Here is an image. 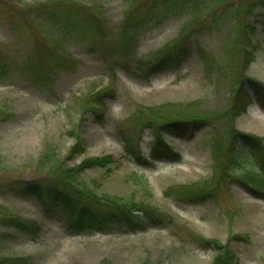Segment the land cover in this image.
Returning <instances> with one entry per match:
<instances>
[{
	"label": "rangeland",
	"instance_id": "obj_1",
	"mask_svg": "<svg viewBox=\"0 0 264 264\" xmlns=\"http://www.w3.org/2000/svg\"><path fill=\"white\" fill-rule=\"evenodd\" d=\"M214 1L206 0L199 14L188 8L151 22L139 31L133 53L104 60L96 49L113 46L125 16L135 8L143 12L148 0H0V56L15 62L0 77V213L19 214L40 226L34 233L5 228L10 238L0 248V257L30 255L31 264H212V241L202 243L216 239L233 249L234 264H264V191L259 189L264 186L248 189L238 178L241 173L244 178L259 177L257 164L240 151L239 164L226 175V165L213 162L210 144L213 134L222 139L229 126L263 138L264 144V117L259 116L264 110L256 102L235 117L225 113L240 79L249 76L264 83V7L253 4L251 12L242 10L235 19L223 8L236 0ZM48 8L91 14L97 23L93 20L92 32L83 37L56 41L60 31L40 15ZM243 24L253 26L248 65L242 64V47L234 48L231 59L226 51L234 36L240 39ZM181 29L191 33V51L179 66L147 80L121 67L125 59L144 58L162 48ZM197 48L208 56L207 64ZM31 66L35 71L28 73ZM108 87L113 94L104 101V115L95 114L85 101ZM141 105L166 117L197 114L205 119L190 135H164L174 155L140 164L125 154L119 126L132 129L128 118ZM74 134L81 137L78 145ZM152 138V130L142 128L138 144L146 155ZM45 147L50 148L46 162L41 161ZM99 154L116 160L83 171L80 176L89 187L143 198L171 219L135 231L124 227L69 234L60 213L48 215L34 196L6 190L16 179L46 175L57 160L74 165ZM133 172L146 179L150 193L142 190ZM206 179L212 193L204 201L184 203L165 195L169 186Z\"/></svg>",
	"mask_w": 264,
	"mask_h": 264
},
{
	"label": "trees",
	"instance_id": "obj_2",
	"mask_svg": "<svg viewBox=\"0 0 264 264\" xmlns=\"http://www.w3.org/2000/svg\"><path fill=\"white\" fill-rule=\"evenodd\" d=\"M23 1V0H18ZM206 0H148L145 4V10L140 12L139 8L132 9L125 16L121 25V31L118 35V41L112 46H101L96 49L105 60V56L117 55L123 58L134 51L139 31L146 28L148 24L153 23L159 18L167 15H178L181 11L188 8L195 10L198 14L205 10L203 3ZM214 1V0H213ZM211 0V2H213ZM215 2V1H214ZM256 2V3H255ZM261 3L264 7V0H236L227 7L223 8V13H228L237 19L243 11L251 12L253 4ZM47 5L48 7L50 6ZM53 4V3H52ZM231 6V8H230ZM72 7V6H71ZM71 7H68L69 9ZM56 10L54 8L45 9L40 15L43 20L48 21L49 27L59 30V38L62 36L76 35L81 36L92 32L93 20L97 23V18L91 14L88 16L83 12H72L71 10ZM203 9V10H202ZM197 14V15H198ZM253 28L252 24H243L240 31V39L234 36L231 44L226 51L233 56L235 47L241 48L243 55L242 64L248 65L252 59L253 44L250 41L249 31ZM104 35V34H103ZM107 35V34H105ZM191 33L184 32L182 29L176 38L169 41L162 48L148 54L142 58L137 57L133 61L125 59L120 62L121 67L132 76L143 80L149 79V76L170 67H177L189 56L191 51L190 41ZM236 44V46H235ZM92 46V44H90ZM92 49V48H91ZM236 50V49H235ZM197 53L205 64L208 62V56L202 48H197ZM14 61L6 62L0 56V77L7 74V70L14 65ZM30 72H34L36 66H31ZM114 74V72H113ZM112 78V77H111ZM237 89L233 95V100L225 113L236 116L241 110H245L246 105L255 100L259 106L264 109V83L257 78L245 76L238 81ZM112 93V88L97 89L85 101L95 114L101 115L105 111V99ZM104 115V114H103ZM228 116L226 115V118ZM205 116L193 115L192 117L164 116V113L157 112V109L141 105L136 108L134 113L129 116L128 124L131 123L132 129L119 126L120 134L123 138L124 151L126 155L132 156L136 162L150 163L153 159H159L163 156L174 155L172 146L166 141V133L179 136L190 135L192 129L202 126ZM149 127L152 130L153 138L148 155L144 154L139 148L141 130ZM126 128V129H125ZM75 135V134H74ZM225 135V136H224ZM222 139L218 134L211 137V148L213 151V162L216 166L226 165L229 175L231 169L239 164L238 155L240 151H245L250 158L257 164L256 170L259 177L244 178L239 174V179L245 182L248 189L258 188V185L264 186V144L263 138L235 130L232 126L226 128ZM77 145L81 137L76 136ZM228 142L226 144V139ZM225 141V142H224ZM77 147L72 146L71 151ZM41 161L46 162L49 156L50 148L45 147ZM116 158L111 154L91 155L77 164L65 165L64 162L57 160L50 166V171L46 175L33 179H16L7 184L6 190L21 195H32L41 202L42 211L46 214H61L64 229L67 233H81V231H111L113 228H126L135 231L136 229H145L147 226H156L162 224L168 217L167 213L160 211L157 207L150 204L143 198L135 197L123 198L115 193L101 192L89 187L86 181L81 178L83 171L95 166H108ZM109 168V167H108ZM223 171V170H222ZM224 172V171H223ZM137 182L145 193L149 192V186L144 177L133 172ZM212 177V176H211ZM211 179V178H210ZM201 180L186 184H177L169 186L165 190V195L177 197L184 203H197L204 201L211 195V186L208 180ZM264 191V187L259 188ZM18 228L30 233L39 231L40 226L32 221L25 220L19 214L0 213V248L10 238L9 231L5 228ZM205 240V239H204ZM212 241L214 253L212 255V264H234L236 257L228 244L220 243L216 239L205 240L202 244ZM32 256H1L0 264H31ZM106 264V263H105Z\"/></svg>",
	"mask_w": 264,
	"mask_h": 264
},
{
	"label": "bare ground",
	"instance_id": "obj_3",
	"mask_svg": "<svg viewBox=\"0 0 264 264\" xmlns=\"http://www.w3.org/2000/svg\"><path fill=\"white\" fill-rule=\"evenodd\" d=\"M259 116H263L264 117V113L263 112H260L259 113Z\"/></svg>",
	"mask_w": 264,
	"mask_h": 264
}]
</instances>
